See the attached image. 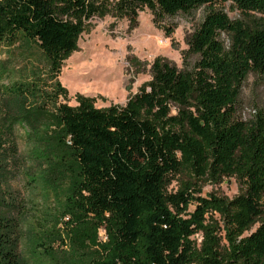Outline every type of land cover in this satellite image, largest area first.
I'll return each instance as SVG.
<instances>
[{
	"label": "trees",
	"instance_id": "obj_1",
	"mask_svg": "<svg viewBox=\"0 0 264 264\" xmlns=\"http://www.w3.org/2000/svg\"><path fill=\"white\" fill-rule=\"evenodd\" d=\"M227 1L242 17L214 8ZM106 4L0 0V45L35 60L31 77L2 92L33 104L8 114L0 136L12 140L23 119L47 168L67 172L62 213L73 224L72 245L94 242L98 227L105 233L90 264H264V110L244 119L238 113L247 77L264 76V0H116L114 13L129 30L143 7L155 25L208 10L185 36L182 67L157 56L150 80L123 104L96 107L77 93L69 105L58 80L63 60ZM5 72L0 64V79ZM4 163L0 146V186ZM176 175L184 179L168 191ZM230 177L241 185L235 196L200 195L201 183ZM5 206L0 192V264H29L18 253L20 223ZM37 246L50 255V245Z\"/></svg>",
	"mask_w": 264,
	"mask_h": 264
},
{
	"label": "rangeland",
	"instance_id": "obj_2",
	"mask_svg": "<svg viewBox=\"0 0 264 264\" xmlns=\"http://www.w3.org/2000/svg\"><path fill=\"white\" fill-rule=\"evenodd\" d=\"M104 1L107 3L105 12L90 20L77 38V50L63 60L58 74V80L68 91L67 103L72 106L76 105L77 93L93 97L96 107L123 104L129 95L150 80L148 69L157 56L166 57L182 67L183 52L188 48L185 36L208 10V6H200L191 13H179L155 25L151 12L143 7L138 11L136 27L129 30L128 19L114 13L116 0ZM214 8L222 9L232 19L242 17L228 1L216 3ZM170 23L174 27L167 35L164 27ZM221 37L225 39L224 34ZM15 49L0 45V64L6 71L0 79V122L18 107L27 108L33 104L29 96L24 99L6 97L2 93L11 83L27 80L33 71L34 58L22 57ZM130 57H136L139 64L131 65ZM186 60L192 63L194 56ZM258 109L264 110V76L250 74L242 86L238 113L244 119ZM20 125L13 132L12 140L0 136L5 159L0 192L6 214L20 223L19 256L29 264H90L98 243L106 239L103 229H95L94 242L87 240L79 249L72 245L67 234L73 224L70 215L62 213L64 195L68 192L67 172L61 168H47L29 140L31 132L23 119ZM182 179L183 175H176L166 189L175 191ZM240 190L239 182L230 177L217 183H201L199 191L202 196L213 193L230 198ZM193 209L194 204H190L188 210ZM192 238L200 240L198 235ZM41 241L50 245V255L43 254V248L37 246Z\"/></svg>",
	"mask_w": 264,
	"mask_h": 264
}]
</instances>
